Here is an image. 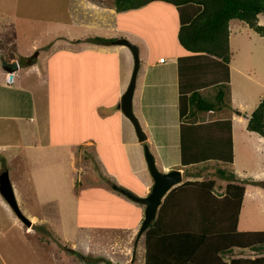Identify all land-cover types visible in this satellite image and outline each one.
<instances>
[{"label": "crops", "instance_id": "1", "mask_svg": "<svg viewBox=\"0 0 264 264\" xmlns=\"http://www.w3.org/2000/svg\"><path fill=\"white\" fill-rule=\"evenodd\" d=\"M156 1L161 2L153 0L137 8L118 11L106 0H70L73 7L69 8L68 18L59 17L52 27L44 23L37 25L38 29L29 35L26 47L29 45L30 54L35 47H44L47 53L44 49L37 50L34 60L29 56L31 61L25 60L24 64L16 56H10L4 61H16L17 68L7 71L2 66L3 70H0V131L5 130L13 137L0 141V151L23 145L39 160L55 161V168L50 172L65 167L64 173L70 176L68 193L74 203L77 204L81 191L99 188L100 197L93 201L105 202L112 213L117 214L114 207L129 210H126L122 225L125 227L135 224L140 205L115 189L113 184L140 195L149 192L153 179L144 157L143 144L147 142L160 170H180L181 181L171 188L185 180L194 184L174 193L176 202L166 207L170 224L189 223L192 213L200 223L214 226L218 232L221 231L218 226L231 225L234 220L238 230V215L244 198L252 200L258 207L256 213L264 216V135L246 128L249 113L264 92L259 93L255 88L258 82L250 74L254 68L241 66L242 63L232 56L233 49L236 53L244 50L251 54V44L241 35L257 32L241 20L229 21V62L210 53L189 51L180 44L177 31L200 5L172 4L157 20L168 18L173 24V48L166 54L152 51L143 31L147 28L157 33L159 23L153 20L157 16L151 13L144 17L141 14L145 12L140 11ZM258 19L261 22L259 15ZM135 23L140 26L138 30L132 26ZM4 31L1 27L0 33ZM12 32L17 37L16 29ZM95 35L113 40L109 43L91 40L90 37ZM118 37L146 46V58L140 55L133 91V110L146 133L145 142L137 139L133 124L120 108V97L133 69V54L127 45L114 42ZM12 43L18 46L15 38ZM40 54L43 60H37ZM245 68H248L247 72ZM236 73L238 77L242 76L237 91L231 86ZM220 83L228 85L225 96L227 98L229 94V105L224 101L221 107L186 115L190 111L188 96L192 91L198 90L205 96L207 90H213L215 96ZM67 118L81 122L78 127L84 125L95 131L59 138L55 133ZM54 120H57L56 124L52 123ZM53 126L57 129L55 133H52ZM100 128L104 132L101 135ZM236 143L247 145L245 148L250 147L262 155L253 165H238ZM117 155H121L120 163ZM81 171L86 180H82ZM99 173L102 177H98ZM12 185L17 195L14 182ZM236 185H243L241 196ZM187 202L193 206L191 213L186 207ZM73 210L77 215V209ZM142 211L144 213V207ZM30 215L36 218L35 214ZM76 215H73L75 220ZM90 223H87L88 229L92 227ZM173 230L180 228L173 226Z\"/></svg>", "mask_w": 264, "mask_h": 264}, {"label": "rangeland", "instance_id": "2", "mask_svg": "<svg viewBox=\"0 0 264 264\" xmlns=\"http://www.w3.org/2000/svg\"><path fill=\"white\" fill-rule=\"evenodd\" d=\"M106 1L113 4L112 0ZM160 1L144 8L140 13L145 12L141 14L144 17L151 13L157 16L153 19L156 24L159 23L157 33L147 28L143 33H146L147 44L152 51L166 54L170 48H173L175 31L168 18L161 21L157 19L169 11L172 4ZM72 7L70 0H0V31L1 27L5 29L3 33H0V56L3 57L0 59V70H3V61L10 56H16V59L24 64L25 60H28L27 63L31 61L29 56L37 55V50L43 51L44 47H35L32 53H29L30 47L29 45L26 47L25 44L30 39L29 35L38 29L37 25L39 27L44 23L52 27L59 17L68 18L69 8ZM153 10L156 11L153 12ZM259 17L260 20L262 19L259 23L264 24V14H259ZM31 25L32 30H30ZM132 26L135 30L140 28L136 23ZM14 29L17 31V37L14 35L15 31L12 32ZM241 36L251 44L252 53L249 54L244 50L236 53L233 49L232 56L242 63L241 66L254 68L250 74L258 82L255 88L259 93L264 92V34L251 32L250 36L246 34ZM14 38L18 46L11 44ZM136 45L139 49V57L141 55L146 58L145 44L141 42ZM42 55L44 56L45 53L43 52ZM42 55L40 54L37 60H41ZM40 64L41 62H38V65ZM140 70L142 71V68ZM245 71L247 72L248 68H245ZM241 78L242 76L238 77L237 73L233 77L231 86L235 91ZM207 92L204 97L207 99L214 97L213 90H207ZM228 99L229 94L224 99L225 104L229 105ZM134 109L137 110L136 102H134ZM56 122L57 120H54L52 123L56 124ZM79 124L81 122L67 118L56 133L57 129L53 126L52 133L59 138H69L95 131L94 128H87L84 125L78 127ZM151 130L153 131L154 128L151 127ZM103 133L100 128L99 134ZM4 134H7V131H0L1 142L12 140L11 134ZM245 146L247 145L236 143V162L238 165L246 163L253 165L262 154ZM25 148L23 145L10 146L0 151L4 156L0 155V172L3 169L8 170L10 180L17 188L16 196L19 206L32 220L31 225H25L0 194V264H145L144 231L146 229L137 236L144 214L143 203H138L140 208L135 224L122 227L127 208L119 207L118 209L112 206L117 208L116 214L115 211L112 213L107 210L105 202L93 201L94 198L100 197L101 189L99 188L81 191L78 202L75 204L73 197L68 193L70 176H67V172L64 173L65 167H61L59 171L50 172L55 168V161L45 158H42L43 161L39 160L35 155H31L27 148L25 151ZM119 157L121 155L116 159L120 163ZM108 162L109 159H107V165ZM208 162H202L200 167ZM219 167L223 166L219 164ZM81 173L82 180H86L84 173L81 171L79 174ZM98 177H102L100 173ZM75 208L77 215L73 210ZM257 208L252 200L244 198L238 215V230L264 229V216L256 213ZM30 213L35 214L36 218L31 217ZM73 215H76V220ZM39 216L43 217V220L39 221ZM90 221L92 227L88 229L87 223ZM78 224H82L83 227ZM222 255L226 261H230L232 257L262 256L264 249L259 252L249 247H233L230 253ZM245 264L249 263L245 262Z\"/></svg>", "mask_w": 264, "mask_h": 264}, {"label": "trees", "instance_id": "3", "mask_svg": "<svg viewBox=\"0 0 264 264\" xmlns=\"http://www.w3.org/2000/svg\"><path fill=\"white\" fill-rule=\"evenodd\" d=\"M153 0H112L116 10L137 8ZM174 5L196 3L199 10L188 20L182 22L177 31L180 44L189 51L206 52L219 57L224 62L230 59L229 21L238 19L245 22L250 28L264 34V24L259 23L258 15L264 14V0H162ZM101 43H109L112 37L95 35L90 37ZM228 91L226 83L218 85L215 96L207 99L198 90L188 96L189 113L197 110H209L221 107L225 94ZM181 113L182 112L181 110ZM246 128L264 135V96L249 113ZM235 175L234 173H231ZM258 183L257 180H251ZM190 180H185L171 188L163 198L157 209L155 218L144 231L145 264H264V255L256 257H232L226 261L222 254L230 253L231 248L249 247L251 250L264 249V230L235 229V220L231 225L218 226L220 232L200 223L191 213L193 206L186 203L190 211L189 223L181 225L170 224L167 221L168 204L176 202L174 193L184 187H193ZM240 196L243 194V185ZM240 198V197H239ZM239 203V199H238ZM183 204H185L183 202ZM200 206V205H199ZM195 210V209H194ZM199 211V210H198ZM179 226L180 230H173Z\"/></svg>", "mask_w": 264, "mask_h": 264}, {"label": "water", "instance_id": "4", "mask_svg": "<svg viewBox=\"0 0 264 264\" xmlns=\"http://www.w3.org/2000/svg\"><path fill=\"white\" fill-rule=\"evenodd\" d=\"M115 43L127 45L132 54H133V69L130 75V79L128 85L124 92L120 97V108L122 112L129 118L131 123L133 124L137 139L139 141L146 140V133L141 126L139 118L135 114L133 110V91L135 88V80L137 71L139 68V49L135 43L130 41L125 37H118L114 39ZM3 67L9 71L17 68L16 61H4ZM144 147V157L147 164V168L149 173L153 179V183L149 192L145 195L137 194L130 189L123 187L118 184H113V187L118 191L125 194L127 197L131 198L134 201H138L144 204V214L141 221V224L138 229L137 236H139L142 231H144L152 220L156 216L157 208L160 205L164 194L175 184L181 181V172L178 168H171L167 171L160 170L157 167L155 162V157L151 150L149 149L148 144L145 142L143 144ZM0 194L3 196L5 201L11 207V209L15 212L17 217L25 223V225H31L32 220L21 210L12 182L9 177V173L7 169H3L0 172Z\"/></svg>", "mask_w": 264, "mask_h": 264}, {"label": "built area", "instance_id": "5", "mask_svg": "<svg viewBox=\"0 0 264 264\" xmlns=\"http://www.w3.org/2000/svg\"><path fill=\"white\" fill-rule=\"evenodd\" d=\"M163 58H160V60H162Z\"/></svg>", "mask_w": 264, "mask_h": 264}]
</instances>
